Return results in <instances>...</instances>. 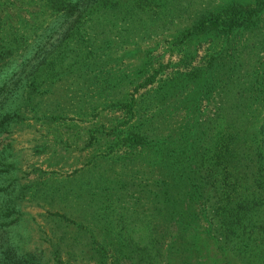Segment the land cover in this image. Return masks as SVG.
Masks as SVG:
<instances>
[{
	"label": "trees",
	"instance_id": "1",
	"mask_svg": "<svg viewBox=\"0 0 264 264\" xmlns=\"http://www.w3.org/2000/svg\"><path fill=\"white\" fill-rule=\"evenodd\" d=\"M159 3L0 0V74L25 57L18 72L29 65L30 75L35 76L26 84L34 86L38 78L39 84H47L46 95L28 87L13 100L6 97L7 79H0V95L6 91L0 103H20L12 113L0 107V135L14 116L26 111H50L47 113L58 116L55 112L70 103H100L97 101H101L102 94L106 98L105 94L111 95L114 103L131 107L133 91L128 98L123 91L134 78L121 70L103 73L106 59L97 51L114 48L118 45L117 37L122 40L119 44L135 45L145 35L150 36L153 29L141 27L154 21L146 14L145 6ZM59 16L62 18L53 33H44ZM82 18L91 20L89 31L83 28ZM191 22L179 31L181 41L200 43L222 38L223 50L229 44L231 56L226 58L213 49L216 54L210 53L205 64L176 69L168 78L159 77L158 88L151 96L154 103H147L148 113L140 131L124 136L128 144L143 146L134 160H139V164L132 167L138 176L130 184L108 177L111 163L104 161L106 158L100 161L102 165L96 159L88 161L91 164L85 173H94L100 166V177L93 179L103 182L73 195L77 197H69L78 208L84 209L91 203L96 207L93 227L79 222L65 205L50 215L76 227L75 234L64 236L65 239L75 242L77 235L84 233L101 257L108 250L105 243L109 240L116 250L113 258L117 262L123 256L130 264H264V0H230L202 11ZM54 35L64 44V49L56 53L52 51ZM42 36L49 38L42 43ZM160 68L138 84L154 82ZM127 78L131 80L125 82ZM224 92L231 94L232 103H223ZM211 97L219 101L203 102L212 101ZM56 103L65 104L56 108ZM86 146L87 142L83 148ZM83 176L79 178L90 183L91 176ZM108 180L116 181L117 187L113 188ZM43 188L41 197H46L49 189ZM6 189L0 188V198L8 196L11 189ZM133 192H138L135 199L127 200L125 196ZM102 193L105 203L96 199ZM69 194L67 191L66 196ZM111 195L112 214L117 206L123 215L132 212L130 225H123L129 228V237L113 236L116 217L105 213ZM91 198L94 201H89ZM5 225L4 219L0 220V227ZM98 225L108 239L104 235L103 240L97 241L94 230ZM50 242L54 246L53 257L50 254L43 258L8 242L3 245L2 241L0 264H67L69 260L60 257L58 241ZM94 264L112 263L99 258Z\"/></svg>",
	"mask_w": 264,
	"mask_h": 264
},
{
	"label": "rangeland",
	"instance_id": "2",
	"mask_svg": "<svg viewBox=\"0 0 264 264\" xmlns=\"http://www.w3.org/2000/svg\"><path fill=\"white\" fill-rule=\"evenodd\" d=\"M158 1L160 2L158 5L145 6L146 14L152 17L154 21L149 20L141 27L148 28L149 31L153 29L150 36L146 37L145 35V38L137 40L135 45L133 43L119 44L122 40L117 37L118 45H115L114 48L97 51L101 54L102 59H106L103 64V73L121 70L123 74L134 78L125 86L123 91L127 98L130 96L131 90L133 91L134 102L131 103V107L123 106L119 102L114 103L111 100V95L105 94L106 98L102 94L101 101H97L100 103H93V105L75 103V106L68 103L69 105L61 108L59 112H55L58 116L47 113L50 111L33 113L23 110L26 111L24 115L14 116L11 123L0 135V188L11 189L10 192L8 191L7 197L1 196L0 198V206H4V209L0 210V220L4 219L6 222L4 227H0V234H2L0 243L5 241L3 245L8 242L12 247L34 252L43 258L50 256V254L53 257L54 246L50 242L53 239V244L58 241L60 257L64 258L65 261L69 260L66 262L67 264L84 262L94 264L99 258L112 264H130L128 259H123V256L118 262L113 258L116 255V250L113 244L109 243V240L105 243L108 250L101 257L94 250L92 241L86 235H82L84 233L76 234L78 237L75 242L65 239L64 236L75 234L76 227L68 225V222L55 215H50V212L60 211L65 205L66 208L72 209L79 222H84L83 225L88 224L93 227L94 217L97 214L93 209L96 207L91 203V206L84 209L78 208L75 200L69 197L86 191L89 185H98L100 180L103 182V179H97L95 182L93 179L100 177V166L94 173L89 171V173H85L91 164L88 161L96 159L102 165L103 162L100 161H103L102 158H106L104 161L111 163V167L108 169V177H116V180L130 184V181L138 176L137 173L133 172L132 167L135 169L139 164V160L137 163L134 160L139 157V152L143 146L139 143L128 144L124 136L128 132L140 131L141 122L145 120L143 117L145 113H148L147 103L150 100L154 103L151 96L158 88L159 77L167 76L168 78L169 74L175 72L176 69H191L194 66L205 64L210 57L209 54L214 52L213 49L219 50V53L226 58L231 56L229 44L223 50L225 40L222 38L200 41V43L194 40L181 41L178 38L179 31L185 25L191 24L192 20L197 19L202 11L224 5L230 0ZM24 6L27 7L28 5ZM61 18V16L55 18V21L46 30L44 29V33L47 32L48 34L52 32V29H56L57 22ZM90 23L89 18H82V26L85 31L90 30ZM55 37L56 35L51 38L54 42L52 47L54 53L64 49V44L54 39ZM48 38L49 36H42L41 42L44 43ZM46 47H49L48 44ZM245 53L246 50H243L241 54L244 56ZM110 54L112 55L111 58L108 57ZM261 57L264 58V51L261 53ZM25 60V57L24 59H17L12 66H9V70L0 74V79H7L6 90L9 91L7 96L6 91L1 94L0 99L5 94L4 96L8 99L15 100L28 87L30 89L35 88L36 93L46 95L47 84H39V78L34 86L26 84L29 79L35 78L29 73V65L23 71L18 72L26 62ZM159 67L162 68H160L154 82L138 84ZM28 75L30 76L27 78ZM131 78L125 79V82H129ZM186 88L188 91L191 90L190 85ZM223 98H225L223 103H232L229 92H224ZM211 100L203 102L214 103V101H219L212 97ZM41 104L45 109H49L46 108L45 103ZM56 104H59L55 106L57 108L65 103ZM14 106H20V103L10 104L6 100L4 103H0L1 110L11 113L14 111ZM75 107H80L82 110L76 111L77 108ZM178 113L182 116L181 110ZM86 142L88 146L83 148ZM82 175L84 178L91 176L90 183L81 180L79 177ZM119 181L117 182L121 183ZM109 183H112L113 188L115 185L117 187L116 181H109ZM43 187L49 189L47 190L49 194L46 197H41ZM67 191L70 192L68 196H66ZM136 193L138 192H133L125 198L133 201ZM112 197L113 195L107 199L105 213L116 217L115 228L113 229L116 233L113 236L129 237L131 235L129 228L123 225L125 222L130 225L132 212L127 211L123 215L117 206L112 214L109 211L111 210L110 202L112 200L110 201V199ZM116 198L118 197L116 196ZM116 198L113 200L117 201ZM96 199L106 202L103 193L98 195ZM89 201L94 200L91 198ZM102 205L104 206V204ZM136 233L139 234V231ZM94 234L97 235L98 242L103 240L104 235L108 239L107 234L102 231L99 225L95 226ZM208 248L212 249V247Z\"/></svg>",
	"mask_w": 264,
	"mask_h": 264
}]
</instances>
